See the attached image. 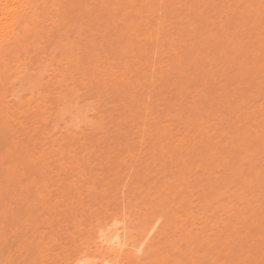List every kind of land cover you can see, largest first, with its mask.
Listing matches in <instances>:
<instances>
[{"label":"rangeland","instance_id":"rangeland-1","mask_svg":"<svg viewBox=\"0 0 264 264\" xmlns=\"http://www.w3.org/2000/svg\"><path fill=\"white\" fill-rule=\"evenodd\" d=\"M173 1L65 0L62 24L45 21L41 40L30 39V51L9 67L15 76L0 95V122L7 123L0 128V264H66L90 254L93 224L115 216L135 239L162 218L151 252L120 264L264 261V56L254 58L264 54V15L246 37H262L259 46L242 64L238 46L227 72L234 41L224 34L237 29L227 21L230 10L219 7L196 27L202 8ZM254 2L238 3L235 17L245 7L255 19ZM239 66L250 67V76L234 81ZM39 93L42 102L28 103ZM74 106L82 113L71 121Z\"/></svg>","mask_w":264,"mask_h":264},{"label":"bare ground","instance_id":"bare-ground-1","mask_svg":"<svg viewBox=\"0 0 264 264\" xmlns=\"http://www.w3.org/2000/svg\"><path fill=\"white\" fill-rule=\"evenodd\" d=\"M65 1V0H64ZM64 1H61L60 5L62 8H59V0H0V95H3V92L1 91V89L3 90L4 88H2L5 84L10 83V78L12 76H15L13 71H11V73H8L9 71V67L11 68L14 64H12L13 62H15L16 60H19L20 57L25 54L28 53V51H30V47H29V40L33 39V41L31 42H39L41 39H39L42 35V31H44V22L47 20H52V23L57 24L56 26L59 25V23L63 22V20L65 19L66 14L68 13V9L69 7H67V5L64 4ZM71 2L72 5L77 4V0H69ZM177 3H179L181 0H175ZM173 1V3L175 2ZM188 1V3L193 4L192 5V9L197 10V8H202L200 9V11L198 10L195 15L199 16L198 18H196L197 20L194 23L191 24H195V26L197 27L198 25H200L201 23H203L205 20V18L212 12L215 10H219V7H222L221 12L223 13V11H225V9H229L230 16H226L227 17V21L229 20L230 23L233 22V24L237 27L236 30H231L229 28H227L229 26V24L227 25L225 22L224 24L227 25V29L229 31H225L224 37L225 40H231L234 41L232 43H234V45H232L233 47L229 48L227 50V59H228V64L226 66V68H228L227 72H230L229 69L236 67V65H233L230 63L234 62L233 60V54L234 52H237L239 50V58L241 59V61H239V64H242L245 62L246 58L251 55L253 53V51L255 50V48L258 45V41H261V38H254V40H252V42H248V38L247 35L249 34L251 36L252 31H254L256 28L261 27L260 25H262V18L264 15V0L262 2H260L259 0H254L255 5H257L256 7V14L258 15L255 19L251 20L250 18L248 19V17L252 14H249L248 11L245 9V7L242 9V14L241 12L239 13L240 15L237 14V17L235 12L237 11V8L235 10V6L240 3V4H245L246 2H248L249 0H208V2L205 4V6L202 7V3L200 4V2H203L202 0H186ZM215 1V2H214ZM175 2V3H176ZM184 3V2H183ZM228 4V5H227ZM22 5H28V8H22ZM227 5V6H226ZM247 5V4H246ZM251 5V4H249ZM249 5L247 7H249ZM181 6V5H180ZM240 8V5H238ZM237 6V7H238ZM243 6V5H242ZM183 7V6H182ZM181 7V8H182ZM197 7V8H196ZM173 8V7H172ZM179 8V7H178ZM185 9V7H184ZM188 9V8H187ZM245 9V10H244ZM217 10V11H218ZM186 11V10H185ZM227 11V10H226ZM247 12L246 14H244L243 12ZM193 12V11H192ZM196 12V11H195ZM194 12V13H195ZM219 12V11H218ZM252 12V11H251ZM182 13V12H181ZM216 13V11L214 12ZM213 13V14H214ZM258 13V14H257ZM186 14V13H185ZM65 15V16H64ZM212 15V14H211ZM214 16V15H213ZM221 16V13L219 15V17ZM254 16V15H253ZM196 17V16H195ZM225 17V18H226ZM254 18V17H253ZM264 18V17H263ZM190 19V18H189ZM207 19V18H206ZM220 19V18H219ZM204 20V21H203ZM180 21V20H179ZM182 21V20H181ZM228 21V22H229ZM232 21V22H231ZM212 22V21H211ZM184 23V20H183ZM182 23V24H183ZM216 23V22H215ZM62 24V23H61ZM186 24V22L184 23V25ZM190 22L189 25L191 26ZM264 24V23H263ZM186 26H188L187 24L185 26H183V30L186 31ZM209 26V25H208ZM225 28V25H222ZM232 26V25H230ZM234 26V27H235ZM222 28V27H221ZM223 28V29H224ZM51 29V28H50ZM218 29V28H217ZM234 29V28H233ZM49 30V29H47ZM189 30V29H188ZM196 30V29H195ZM53 31V30H52ZM83 31V30H82ZM215 31V30H213ZM51 32V31H50ZM218 33V32H217ZM254 33V32H253ZM146 34H148L150 37H152V32H147ZM193 34V33H192ZM184 35V34H182ZM214 36L217 37V35L215 34ZM232 36V39H231ZM250 36H248L250 38ZM160 37V36H159ZM207 37V36H206ZM191 38V37H190ZM199 38V37H198ZM218 38V37H217ZM217 38H213L211 39V41L216 40ZM221 38V37H220ZM264 38V37H263ZM187 39V38H186ZM224 39V38H223ZM260 39V40H259ZM151 40V38H150ZM158 40V39H157ZM207 40V39H205ZM219 40V39H218ZM251 40V39H250ZM249 40V41H250ZM203 41V40H202ZM69 42V41H68ZM149 43V42H148ZM222 43V42H221ZM224 43V42H223ZM67 45V43H65ZM64 44V45H65ZM185 44V43H184ZM207 44V43H206ZM65 45V47H66ZM147 45V44H146ZM215 45V44H214ZM213 45V46H214ZM189 46V45H188ZM238 50L236 49L237 47ZM259 46V45H258ZM64 47V48H65ZM143 46H139V49H141ZM39 47V43L34 45V49H37ZM71 48V47H70ZM144 48V47H143ZM33 49V48H32ZM67 49V48H66ZM72 49V48H71ZM187 49V48H186ZM263 49V48H261ZM257 50V49H256ZM143 51V50H141ZM195 51V50H194ZM260 54H256L254 58H258L261 59L263 58L264 54H262L263 50L260 51ZM70 53V52H69ZM67 52V54H69ZM197 53V52H196ZM212 53V52H211ZM256 53V52H254ZM148 54V53H147ZM146 54V55H147ZM69 56V55H68ZM141 56V54H140ZM217 56V54H216ZM215 56V57H216ZM233 56V57H232ZM180 57V56H179ZM148 58V57H147ZM195 58V57H194ZM212 58V59H211ZM139 59V58H138ZM211 59V63L214 64L215 60L213 59V57H210ZM21 60V59H20ZM19 60V61H20ZM146 60V59H145ZM174 60V59H173ZM209 60V59H208ZM249 60V59H248ZM140 61V60H139ZM180 61V60H179ZM261 61V60H260ZM18 62V61H17ZM145 62V61H144ZM148 63V61H146ZM181 62V61H180ZM203 62V61H202ZM142 63V62H141ZM177 63V62H176ZM216 63V62H215ZM222 63V62H220ZM238 63V62H236ZM255 63V62H254ZM258 63V62H256ZM262 64V62H260ZM258 63V64H260ZM20 65V64H19ZM18 65V66H19ZM25 65V63L23 64ZM198 65V64H197ZM201 65V64H200ZM208 65V64H207ZM249 65V64H248ZM140 66V65H139ZM178 66V65H177ZM260 66V65H259ZM258 66V67H259ZM264 66V65H261ZM172 67V66H171ZM242 67V68H240ZM247 67V66H246ZM246 67L243 66H239V71H241L239 73V75L235 74L228 76V80L230 81L229 83H231V78L233 79V76L236 77L234 79V81L237 80L238 76H250V71L251 68L249 67L250 71H247ZM143 68V67H142ZM246 70H245V69ZM25 69V68H24ZM22 69V70H24ZM209 69V68H208ZM261 69V67H260ZM15 70V69H14ZM20 70V71H22ZM27 70V69H26ZM26 70L24 72H26ZM232 71V69H230ZM253 70V69H252ZM264 70L261 69V71ZM143 71V70H142ZM135 72V71H134ZM133 72V73H134ZM145 72V71H144ZM196 73V72H195ZM263 73V72H262ZM135 74V73H134ZM216 74V73H215ZM263 76V74H262ZM187 77V76H186ZM212 78V76H207ZM227 77V76H226ZM209 78V79H210ZM204 79V78H203ZM199 80V79H198ZM213 80V79H212ZM172 81V80H171ZM187 81V80H186ZM248 81V80H247ZM125 81H123L124 83ZM202 82V81H201ZM233 82V81H232ZM122 83V84H123ZM176 83V82H175ZM228 83V84H229ZM127 84V83H125ZM226 84V85H228ZM243 84V82H242ZM145 86V85H144ZM176 86V85H175ZM190 86V85H188ZM216 87V86H215ZM206 88V87H205ZM204 88V89H205ZM259 88V87H258ZM262 88V87H261ZM233 89V88H232ZM260 89V88H259ZM215 92V91H214ZM264 92V91H263ZM163 93V92H162ZM180 94V93H179ZM65 95V94H64ZM174 95V94H173ZM178 95V94H177ZM186 95V93L184 94V96ZM46 97V96H45ZM44 97V98H45ZM63 97V96H62ZM65 97V96H64ZM171 97V96H170ZM179 97V96H178ZM182 97V96H181ZM189 97V96H188ZM262 97V96H261ZM52 98V97H51ZM59 98V97H58ZM43 99V95H41L40 93L37 95H34V97L32 96V98H30L28 101V103L33 102V100L42 102ZM62 99V98H59ZM65 98H63L62 100H64ZM160 99V98H158ZM206 99V98H205ZM57 100V99H56ZM250 100V99H249ZM189 101V100H188ZM217 101V100H216ZM55 102V101H54ZM173 102V101H172ZM228 102V101H227ZM166 103V102H165ZM198 103V102H197ZM213 103V102H212ZM244 103V102H243ZM65 104V103H64ZM175 104V103H174ZM230 104V102H229ZM67 105V104H66ZM176 105V104H175ZM237 105V104H236ZM28 106V105H27ZM227 106V105H226ZM195 107V106H194ZM263 107V105H262ZM261 107V108H262ZM78 106H74V109H69L71 114V121H74L75 119L77 120L80 116V114L82 113L81 111L78 110ZM260 108V109H261ZM81 109V107H80ZM84 109V108H83ZM222 109V108H221ZM224 109V107H223ZM33 113L36 114V111L33 110ZM81 112V113H80ZM217 112V111H216ZM209 113V112H208ZM38 114V113H37ZM36 114V115H37ZM170 114V113H169ZM182 114V113H181ZM180 114V115H181ZM33 115V114H32ZM73 115V116H72ZM228 115V114H227ZM178 116V115H177ZM36 118H38L37 116H34ZM33 117V118H34ZM83 118V117H82ZM214 118V117H213ZM221 118V117H220ZM52 120V119H51ZM69 120V121H70ZM191 120V119H190ZM70 121V122H71ZM184 121V120H183ZM76 122V121H75ZM90 122V121H89ZM223 123V122H222ZM3 122H0V128L5 129L7 124L5 122V124L3 125ZM75 124V123H72ZM98 124V122H97ZM190 124V122H189ZM94 125V124H93ZM210 125V124H209ZM208 125V126H209ZM101 126V125H100ZM196 126V125H194ZM10 127V126H9ZM12 127V126H11ZM77 127V125H76ZM234 127V126H233ZM16 128V127H15ZM14 128V130H15ZM101 128V127H100ZM13 129V128H11ZM153 129V128H152ZM206 129V128H205ZM256 129V128H255ZM261 129V128H260ZM141 130V129H139ZM194 130V129H193ZM254 130V129H253ZM37 131V130H36ZM136 131V130H135ZM212 131V130H211ZM228 131V130H227ZM256 131V130H255ZM259 131V130H258ZM158 132L160 133V131L158 130ZM204 132V131H203ZM210 132V131H209ZM129 134V133H128ZM188 134V132H187ZM259 134V133H258ZM257 134V135H258ZM171 136V135H170ZM224 136V135H223ZM264 136V134H263ZM3 137V135H2ZM243 137V136H242ZM256 137V136H254ZM95 138V137H94ZM259 136L256 138V142L258 143L260 141V139L258 140ZM264 140V138H262ZM94 140V139H93ZM92 140V141H93ZM152 140V139H151ZM155 140V139H154ZM250 140V139H249ZM72 141V140H71ZM255 141V139H254ZM9 142L11 143V141L9 140ZM84 142V141H83ZM149 142V141H148ZM213 142V141H212ZM168 143V142H167ZM199 143V142H198ZM215 143V142H214ZM236 143V142H235ZM239 143V142H238ZM253 143V142H252ZM12 144V143H11ZM259 144V143H258ZM10 145V144H9ZM70 145V144H69ZM76 145V144H75ZM98 145V144H97ZM11 146V145H10ZM205 146V145H204ZM118 147V146H117ZM203 147V145H202ZM213 148V146H211ZM81 148V147H80ZM198 148V147H196ZM129 149V147H128ZM206 149V148H205ZM67 150V149H66ZM194 150V149H193ZM64 151V150H63ZM70 151V150H69ZM77 151V150H76ZM91 151V150H90ZM103 151V150H102ZM108 151V150H107ZM159 151V149H158ZM251 151V150H250ZM249 151V152H250ZM253 151V150H252ZM79 152V151H78ZM160 152V151H159ZM190 152V151H189ZM240 152V151H239ZM243 152V151H242ZM245 154V157H240L241 161L243 160H248V158L250 159V156L246 157V155H248V153ZM86 153V152H85ZM106 153V152H105ZM132 153V152H131ZM262 153V152H261ZM84 154V153H83ZM129 154V153H128ZM251 154V152H250ZM73 155V154H72ZM91 156V154H90ZM133 157V154H130V157ZM162 156V155H161ZM112 157V155H111ZM235 157V156H234ZM19 158V157H18ZM64 158V157H63ZM77 158V157H76ZM236 158V157H235ZM62 159V158H61ZM252 159V158H251ZM21 160V159H20ZM119 160V159H118ZM185 160V159H184ZM239 160V159H238ZM17 161V160H16ZM71 161V160H70ZM22 161L16 162V164H20L21 165ZM86 162V161H85ZM91 162V161H90ZM190 162V161H189ZM230 162V161H229ZM25 163V162H22ZM166 163V162H165ZM252 163V162H251ZM29 164V163H28ZM64 164V163H63ZM103 164V163H102ZM118 164V163H116ZM183 164V163H182ZM185 164V163H184ZM191 164V163H189ZM81 165V164H80ZM252 165V164H251ZM250 165V166H251ZM18 166V165H17ZM16 166V167H17ZM183 166V165H182ZM70 167V166H69ZM79 167V166H78ZM72 168V166H71ZM76 168V167H75ZM187 168V167H186ZM69 170V169H68ZM71 170V169H70ZM250 170V169H248ZM253 170V169H252ZM257 170V169H256ZM260 170V169H259ZM30 171V170H29ZM70 172V171H69ZM83 172V171H82ZM114 172V171H113ZM31 173V174H30ZM253 173V172H252ZM82 174V173H81ZM84 174V173H83ZM110 174V173H109ZM235 174V173H234ZM29 175L31 176L32 180L33 178H36L35 172H29ZM85 175V174H84ZM147 175V174H146ZM144 176V175H143ZM260 176V175H259ZM82 177V176H81ZM80 177V178H81ZM84 177V176H83ZM87 177V176H86ZM257 177V176H256ZM264 178V177H263ZM30 179V178H29ZM85 179V177H84ZM91 179V178H90ZM254 179V178H253ZM38 180V179H36ZM88 180V178L85 179V181ZM75 181V180H74ZM257 181V180H256ZM89 182V181H86ZM86 182H84L86 184ZM264 182V181H263ZM32 184V183H31ZM116 184V183H115ZM33 185V184H32ZM73 185V184H72ZM82 185V184H81ZM264 185V184H263ZM30 186V184H29ZM28 186V187H29ZM40 186V185H39ZM85 186V185H84ZM34 187V186H33ZM260 187V186H259ZM3 188V186H2ZM31 188V187H30ZM42 188V187H41ZM79 188V187H78ZM82 188V187H81ZM109 188V187H108ZM212 188V187H211ZM87 189V187H86ZM90 189H93V187H91ZM79 190V189H78ZM89 190V189H87ZM210 190V189H209ZM65 191V190H64ZM91 191V190H90ZM94 191V190H93ZM103 191V190H102ZM105 191V190H104ZM211 191V190H210ZM240 192V190H238ZM242 191V190H241ZM81 193V192H80ZM89 193V192H88ZM87 193V194H88ZM94 193V192H93ZM96 193V192H95ZM241 193V192H240ZM41 192L38 194V197L40 196ZM64 194V193H63ZM107 194V193H106ZM42 195V194H41ZM90 195V194H89ZM93 196V195H91ZM211 196V195H210ZM89 197V196H88ZM95 197V196H94ZM207 197V196H206ZM51 198V197H50ZM64 198V197H63ZM93 198V197H92ZM41 199V198H40ZM57 200V199H56ZM62 200V199H61ZM95 200V199H94ZM114 200V199H113ZM39 201V200H38ZM58 201V200H57ZM60 202V201H58ZM58 202H55L58 204ZM30 203V202H29ZM68 203V202H67ZM102 203V202H101ZM6 204V203H5ZM28 204V203H27ZM56 205V204H55ZM99 205V204H98ZM31 206V205H30ZM29 206V207H30ZM50 206V204H49ZM249 206V205H248ZM48 207V206H47ZM104 207V206H103ZM107 207V206H106ZM105 207V208H106ZM247 207V206H246ZM55 209V206L53 207ZM90 208V207H89ZM38 209V208H37ZM53 209V210H54ZM97 208H95L96 210ZM248 209V208H247ZM100 210V209H99ZM254 210V209H253ZM84 211V210H83ZM56 212V211H55ZM72 212V211H71ZM88 212V211H87ZM54 213V212H53ZM75 213V212H74ZM73 215V220L75 219V221L73 222V225L76 227V225L79 227L80 225V220H78L76 218V216ZM82 213V212H80ZM93 212L89 213L90 215ZM115 214V213H114ZM34 215V214H33ZM19 216V215H18ZM121 217V216H120ZM89 218H93V217H89ZM13 219V218H12ZM69 219V218H68ZM80 221L78 223V221ZM101 219V218H100ZM156 220H154V223L150 224L147 229L145 230L146 232L144 233L143 237H140L139 239H135L134 237H132L131 231L129 230L128 226L125 225V222H123L122 218H118L117 216L112 217V220L110 219V221L108 222H103V223H99L98 222V226L96 224H93L94 226L97 227V229L94 226H87L88 229L84 230L86 232H84V236L86 238L87 241H83V243H85L86 245L89 244L90 240H89V233L91 231H94L93 228L96 229V241L94 242V240L91 239V233H90V239L94 242L92 245V249H91V253L87 254V251H81L79 252L80 255L78 254L75 255V259L76 260V256L78 257L77 260L78 261H82L83 264H120L121 260H123L124 256H128V258L131 260L133 259H139V255L141 254H149V252H151V250L153 249V242L156 239V236H158L157 234L159 233L160 228V224L162 223V218L161 216H157L155 218ZM23 220V219H22ZM66 220V219H65ZM96 220V219H95ZM106 220V218H105ZM254 220V219H253ZM258 220V219H257ZM260 221V220H258ZM87 222V221H86ZM91 224V223H89ZM88 224V225H89ZM70 225V224H69ZM85 225V224H84ZM255 225V224H254ZM68 226V225H67ZM227 226V224H226ZM255 227V226H254ZM84 228V227H83ZM82 228V229H83ZM258 228V227H257ZM260 228V227H259ZM63 229V227H62ZM80 229V228H79ZM79 233L82 232L81 229L79 230ZM67 230V229H66ZM34 230H32V234L34 235ZM68 231V230H67ZM67 233V232H66ZM69 233V232H68ZM67 233V234H68ZM78 233V232H77ZM94 233V232H93ZM51 234V233H50ZM53 234V233H52ZM72 234V233H71ZM70 234V236H71ZM55 235V234H54ZM69 235V234H68ZM68 235H66L68 237ZM83 234H81L82 236ZM95 235V233H94ZM242 235V234H241ZM80 237V238H84ZM95 237V236H94ZM35 238V237H34ZM185 238V237H184ZM195 238V237H194ZM197 238V237H196ZM56 239V238H55ZM68 240V239H66ZM85 240V239H83ZM196 240V239H195ZM199 240V239H198ZM197 240V241H198ZM218 240V239H217ZM244 240V239H243ZM89 241V242H88ZM178 241V240H177ZM196 241V242H197ZM245 241V240H244ZM186 242V241H185ZM198 243V242H197ZM217 243V242H216ZM215 243V244H216ZM177 244V243H176ZM199 244V243H198ZM204 245V244H203ZM238 245V244H237ZM240 245V243H239ZM33 246V245H32ZM34 246L37 248L36 243L34 242ZM89 246V245H87ZM179 246V245H178ZM176 246V247H178ZM202 247V246H201ZM35 248V249H36ZM88 248V247H87ZM175 248V246H174ZM176 249V248H175ZM30 251V250H29ZM41 252V251H40ZM30 254V252H29ZM33 254V253H32ZM58 254V253H57ZM68 254V253H66ZM65 254V255H66ZM195 254V253H194ZM232 254V253H231ZM36 255V254H35ZM59 255V254H58ZM57 255V256H58ZM206 255V254H205ZM34 256V255H33ZM181 257V256H180ZM216 257V256H215ZM248 257V256H247ZM72 258V257H71ZM233 259V258H232ZM236 259V257H235ZM163 260V258H162ZM217 260V259H216ZM235 261V260H234ZM60 262V261H59ZM158 262V261H157ZM166 262V261H165ZM58 263V262H57ZM170 264V263H169ZM206 264V263H205Z\"/></svg>","mask_w":264,"mask_h":264},{"label":"snow or ice","instance_id":"snow-or-ice-1","mask_svg":"<svg viewBox=\"0 0 264 264\" xmlns=\"http://www.w3.org/2000/svg\"><path fill=\"white\" fill-rule=\"evenodd\" d=\"M22 8H28V5H22ZM60 264H65V262H60ZM66 264H83L82 261L73 260L71 257L66 261ZM244 264H249V262H244ZM261 264H264V261L261 262Z\"/></svg>","mask_w":264,"mask_h":264}]
</instances>
